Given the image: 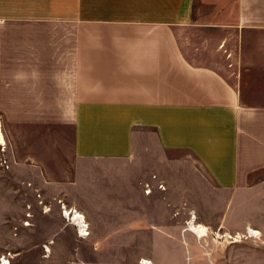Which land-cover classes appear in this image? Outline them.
Here are the masks:
<instances>
[{
    "label": "crops",
    "instance_id": "obj_1",
    "mask_svg": "<svg viewBox=\"0 0 264 264\" xmlns=\"http://www.w3.org/2000/svg\"><path fill=\"white\" fill-rule=\"evenodd\" d=\"M0 124V256L48 247L11 264L107 259L131 229L134 260L172 264L186 222L263 231L264 0H0Z\"/></svg>",
    "mask_w": 264,
    "mask_h": 264
},
{
    "label": "rangeland",
    "instance_id": "obj_2",
    "mask_svg": "<svg viewBox=\"0 0 264 264\" xmlns=\"http://www.w3.org/2000/svg\"><path fill=\"white\" fill-rule=\"evenodd\" d=\"M0 131L4 139V145L0 144V158L3 160L6 141L4 138L5 133L1 124ZM1 163H3V165L5 164V162L2 161ZM160 186L158 188L164 190V188L162 186V188H160ZM26 209L30 211V205H27ZM39 213V211H33V214L31 212H28L26 214L29 215V217H26L25 214V219L22 222V225L27 229H31L32 232H21L20 234L24 237L23 239H25V234H28V236L34 237L36 239V236L41 233L40 227L42 222ZM257 220L260 224L263 225V231H258L255 228L247 227L243 231L230 233L228 231H223V229L208 231L207 229L202 227L203 231H196V233L194 234L195 240H193V238L191 237H189V239H186L181 236V233L183 235L188 232L187 230H191L190 226H188V222H186L184 224V227L179 229V241L165 245L172 251H176L177 258L172 261V264H264V217L259 216ZM24 222H27L28 224L24 225ZM66 224L68 225L67 222ZM197 227L198 226L196 225V228ZM199 227L201 228V226ZM248 229H254V231H256L258 234H249V231H247ZM14 230H16V228H14ZM130 231V244H124V241L127 240L125 238L123 239L122 244L121 237H119V241L114 244L98 245V250H103V248L104 250L109 248L112 249V247H114L115 253L112 256L110 255L107 259H90L89 251L91 245L88 243H79L78 240V243H66L64 245H61L59 250L65 253H69L72 251L81 252V257H83L81 261H73L67 259L65 261H56V264H141V261H147L150 264H153L148 260H134V258L138 255V252H143L144 246L141 243H138L136 240V235L138 233L136 231H133L132 229ZM76 234L77 232L75 233V235ZM14 235L16 236V234ZM198 235H202V238L200 239ZM94 249L95 247H93V250ZM38 250H41L43 252V259H47L48 247L38 242L29 243L27 245L25 240H23V242L19 246H17V248L12 249V253L8 250L5 252L10 253L12 261V254L14 255V253L16 252L19 253ZM188 252H190L189 254L193 258L190 261H187L185 258ZM196 257H199V259H196Z\"/></svg>",
    "mask_w": 264,
    "mask_h": 264
},
{
    "label": "built area",
    "instance_id": "obj_3",
    "mask_svg": "<svg viewBox=\"0 0 264 264\" xmlns=\"http://www.w3.org/2000/svg\"><path fill=\"white\" fill-rule=\"evenodd\" d=\"M160 188H162V187L160 186ZM145 192L147 194L149 193L148 190ZM61 210H62V215H63L64 219L66 220V222L72 224L76 228V232H77L78 237H86L89 235L88 225L84 223V219H83L82 215H80L79 213H76L75 210L65 211L64 206H61ZM26 217H29V215L26 214ZM192 218L193 217L191 216V219ZM26 224H28V223L24 222V225H26ZM197 226L199 227V225H197ZM10 261H11L10 253H6L5 255L0 257V264H10ZM141 264H150V263L147 261H141Z\"/></svg>",
    "mask_w": 264,
    "mask_h": 264
},
{
    "label": "bare ground",
    "instance_id": "obj_4",
    "mask_svg": "<svg viewBox=\"0 0 264 264\" xmlns=\"http://www.w3.org/2000/svg\"><path fill=\"white\" fill-rule=\"evenodd\" d=\"M0 143L2 144V145H4L3 144V138H2V135L0 134ZM189 226H190V229L191 230H193V231H203V228L201 227H197L196 228V225L195 224H193L192 222L189 224ZM247 231H249V234H252V235H257L258 233L256 232V231H254V230H250V229H248ZM257 233V234H256Z\"/></svg>",
    "mask_w": 264,
    "mask_h": 264
}]
</instances>
